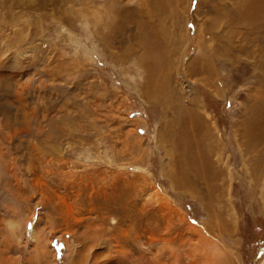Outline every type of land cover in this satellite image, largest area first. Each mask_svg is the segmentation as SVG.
<instances>
[{
  "label": "rangeland",
  "instance_id": "1",
  "mask_svg": "<svg viewBox=\"0 0 264 264\" xmlns=\"http://www.w3.org/2000/svg\"><path fill=\"white\" fill-rule=\"evenodd\" d=\"M0 264H264V0H0Z\"/></svg>",
  "mask_w": 264,
  "mask_h": 264
}]
</instances>
